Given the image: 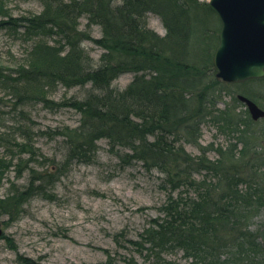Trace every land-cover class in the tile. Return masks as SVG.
Instances as JSON below:
<instances>
[{
  "label": "trees",
  "instance_id": "16d2710c",
  "mask_svg": "<svg viewBox=\"0 0 264 264\" xmlns=\"http://www.w3.org/2000/svg\"><path fill=\"white\" fill-rule=\"evenodd\" d=\"M4 1L0 0L3 17L10 15ZM40 1L39 15L10 16L3 23L14 27L23 20L29 31L53 35L62 46L37 44L38 62L19 67L17 76L0 70V80L24 105L38 100L53 109L71 107L80 113L76 127L64 126L56 132L71 157L85 159L104 138L119 161L135 160L156 171L161 188L169 192L161 204L162 214L144 230L153 249L180 248L192 264L264 263L258 232L251 229L253 218L264 214V184H250L256 172L249 167L258 173V166L264 168V157L236 163L251 158L260 145L256 140L263 138L253 130L260 121L252 120L247 109L245 116L239 113L231 118L227 111L213 119L227 126L222 130L233 134L235 142L230 139L227 148L219 146L216 159L208 157L207 149L200 155L185 149L186 143L197 144L201 136L203 119L195 115L204 118L215 105V92L207 85L215 76L209 73L212 59L205 56L196 62L194 57L201 47L207 48L199 9H209L208 4L199 0ZM149 12L160 15L167 27L165 35L149 27ZM81 18L102 29V37L93 39L105 50L99 59L83 45L91 35L81 29ZM125 72L133 73L131 82L123 89L114 88V80ZM56 83L85 91L59 102L45 93ZM27 131L26 126L21 137ZM16 145L31 151L23 141ZM30 193L31 186L11 190L0 200V207L16 213ZM259 257L262 260L256 262ZM23 261L36 264L28 258Z\"/></svg>",
  "mask_w": 264,
  "mask_h": 264
},
{
  "label": "rangeland",
  "instance_id": "374dc122",
  "mask_svg": "<svg viewBox=\"0 0 264 264\" xmlns=\"http://www.w3.org/2000/svg\"><path fill=\"white\" fill-rule=\"evenodd\" d=\"M199 1L203 5L208 2ZM4 2L10 15L0 16V70L17 76L19 67L38 62L35 59L38 58L37 44L48 42L51 46H62V43L53 35L46 37L41 31H29L23 20H18L14 27L3 23L10 16L39 15L43 11L40 0ZM199 15L203 20V40L207 39V48L202 51L201 47L194 57L197 62L209 56L212 59L209 73L215 74L213 56L219 44L222 22L205 6L199 9ZM80 20L81 29L91 35L83 45L99 59L105 50L93 39L102 37V29L98 25L89 26L86 18ZM148 25L161 36L167 33L157 13L149 12ZM132 79L133 73H122L114 80L113 87L123 89ZM207 85L215 92V105L210 107V115L204 118L195 115L203 119L201 136L197 144L186 143L185 149L194 155L207 149L208 157L216 159L219 146L227 148L230 139L231 142L235 139L233 134L224 133L227 126L213 118L225 116L223 113L227 111L230 118L239 113L245 116L247 108L237 98L238 94L254 99L264 108V76L226 84L214 76V80L208 79ZM48 90L46 95L59 102L85 91L79 86L67 88L61 83L51 85ZM37 101L24 105L22 98L0 80V200L11 190L20 192L31 186V193L20 205V211L11 213L0 207L3 227L0 264H26L23 261L26 258L36 264H192V259L180 248L153 249L144 233L150 221L162 214L161 204L169 192V188H161L156 171L146 170L135 160L119 161L104 138L98 141L96 151L85 159L71 157L56 132L64 126L76 127L80 113L71 107L53 109ZM262 120L253 126L263 138L256 140L260 145L255 146L251 158L236 163L241 165L260 155L264 157ZM20 126L22 130L28 127L26 137H21ZM169 129L174 132L171 127ZM18 141H23V147L31 151H21L16 145ZM249 167L251 172H256L250 184L263 185L264 168L258 166L261 170L257 173L255 168ZM263 222L264 214L254 217L251 229L259 232Z\"/></svg>",
  "mask_w": 264,
  "mask_h": 264
},
{
  "label": "water",
  "instance_id": "95a60500",
  "mask_svg": "<svg viewBox=\"0 0 264 264\" xmlns=\"http://www.w3.org/2000/svg\"><path fill=\"white\" fill-rule=\"evenodd\" d=\"M208 5L222 22L213 56L217 79L239 82L264 76V0H209ZM238 98L254 120L264 118V109L255 101L243 94ZM259 237L264 248V224Z\"/></svg>",
  "mask_w": 264,
  "mask_h": 264
}]
</instances>
